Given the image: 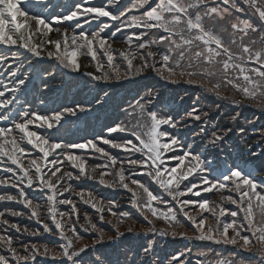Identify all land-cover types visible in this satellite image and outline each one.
Here are the masks:
<instances>
[{
    "label": "rangeland",
    "instance_id": "1",
    "mask_svg": "<svg viewBox=\"0 0 264 264\" xmlns=\"http://www.w3.org/2000/svg\"><path fill=\"white\" fill-rule=\"evenodd\" d=\"M15 1H17L18 6H16V12L14 9L12 11L18 17L23 18L22 26L24 30L17 35L18 30H16L15 26H10L6 29V34H9L11 38L9 41L12 42L13 40L12 43L23 41V45H25L27 49H30V51L35 53L36 56H39V61L44 60L48 63L58 61L62 64L73 67V69L77 71H81L83 75H87V72H89L88 70H92V67H95L94 63H98L99 67H101L103 71H106L107 75H109V71H111L112 74L115 75L116 80L128 78L135 73L137 75H145V73H148L147 70L149 68L143 67L144 63L146 65L149 64V66H153L154 63V73L156 74H165L168 77L174 76V78L183 82H186L190 77L195 76H201L209 80L212 77H217L219 74L232 73L236 76L235 80H241L246 83L248 88L244 89L241 82H234L227 94H222L215 85L211 87V92L209 93L211 94L210 100L215 98L218 103H223L226 107L230 108V113L232 115L238 116L234 125L237 123L239 125H246L252 121L251 125L255 124L254 122L256 120L254 121V117H252L251 114H248L247 116L245 114V116H243L241 108L244 103L248 105L253 104L255 108H259L260 106L256 101V96L258 94L257 90L264 88V82L261 79L264 75V71L256 72L253 70L257 68L264 70V68L259 67L261 64L259 66L255 65L253 69L244 70L238 61H235L237 58H240L239 60L241 62L244 61L243 54L236 49H232L231 46H228L225 39L223 41L216 36H212L216 38L214 42L211 39L202 42L199 49L202 51L204 48H208L205 52L207 54H210L212 50L215 49L218 53L228 57L232 66L231 70L227 72L221 70L220 57L206 60V57L196 58L195 56H191V50L195 47H190L191 42L189 43L186 35H181L179 39L182 38V41L178 44L176 43V45H172L171 43H169V45L167 44L171 39H167L169 35L166 33L165 28L173 32L176 30H179L180 32L182 31V29H173L169 22L176 24L178 23L177 20H183L184 17L179 13L180 9L186 12L190 7H196L201 4L202 1L157 0L161 2L159 4L155 3L151 5L145 11H140L143 8V4L132 2L131 5H128L123 10L125 14L121 15V17H124L122 20L114 13L109 14L107 10L110 9H105L103 7L102 10V6L92 3L97 0H78L74 4V11L67 17L68 20L77 21V24L74 27L79 30L81 26L84 25L81 31H75L74 28H69L64 25L50 26V28H46V25L42 26L33 16H37L34 13L35 8H32L36 7L34 3H30L28 7L27 5H22L20 3L23 0ZM107 1L110 2L111 7L116 6L120 2V0ZM249 1L252 2V0ZM240 2H243V0H240ZM253 2L257 7L262 5V2L264 5V0L262 2L260 0H253ZM147 4L148 3L146 2L144 6ZM1 8L4 13H7L5 7L2 6ZM215 12L216 10L208 12L207 15L209 17L207 18L209 21L205 24L206 21H202L205 14H200L199 11H196L195 14L199 15L190 23V26L195 29L197 28L195 23L199 22L200 24L205 25L208 30H212L213 27L217 25L218 20L213 19L210 21V19L215 16L220 20L218 22L226 25V28L228 25L227 20L237 22L232 17L231 10L223 9L217 13ZM27 13H32L33 15L26 16ZM260 16L262 17V21H264V12H261ZM5 18H7L8 22L10 21L9 23H11V25H14L12 20L8 18V15H6ZM111 19L116 21L112 22ZM237 25H240V21L237 22ZM22 26L20 27L22 28ZM161 26H164L165 28H161ZM242 26L252 30L247 26ZM248 37L250 36L246 35V37L243 38L245 44H247L246 40ZM164 39H166L165 42L162 41ZM172 41L176 42L174 35ZM241 43L242 41H240L239 44ZM215 44L219 47L215 46ZM153 50H158L160 56L157 58L154 57L155 54H153ZM231 53H235V59L231 58V55H233ZM152 54L153 56L150 57ZM194 57L199 61L196 60L197 65L192 62V58ZM185 59H188V63L184 64L183 61ZM84 66H86L88 70H84ZM185 67H190L191 72H186L184 75L179 74V72ZM91 70V74L89 73L88 75L97 77L93 72L94 69ZM84 71L87 72L84 73ZM127 82L130 81L128 80ZM156 84L158 85L157 88L153 87V83L147 84L146 87L150 88L148 93L146 95L139 93L138 97L132 101L131 105H126L128 110L122 113V124L117 126L112 125L106 128V130L113 131H111V135L103 137L105 143H96L94 150L88 145H82L78 152L63 150L57 151V155L61 156L60 158H62L63 161H69L67 159H76L75 162H69L75 164H89V171H93V166L96 169L99 165L103 166L105 170L113 174L116 168V171L119 173L120 183L122 185L126 183L127 186L125 188L127 191L132 192L131 194L133 195L140 196L143 210L151 212L153 215H156L153 207V197L155 195L151 192L152 190L150 188L153 187L150 180L152 181V178L154 177H157L159 181L156 183V186H167L174 191L175 194L177 190H186V197H183L182 200L185 199L183 201H176V203H178L181 208H191L196 204L198 209H193V212L197 215L203 211V208L210 206V204L206 203V195H211V197L216 196L221 199L220 204L222 205L224 203H229L230 205L233 204L237 206L240 205V201H246V198L249 196L250 192H252V189L255 188L264 191V188L255 183L249 182L244 174L237 171L233 172L231 176L223 178V180L227 179L228 181L223 183L222 181L216 182V180L208 178V174H206L204 170H199L197 165H200L201 167H203V165L201 162H198L199 159L197 155L192 154L193 160L187 156L189 152L186 153L183 151L185 154L177 152V149L182 150L180 142L186 132H181L183 131V127L186 129L188 127L193 128L195 126L193 119L198 120L199 118H203L204 115L202 111L193 112L192 114V111L190 110L181 112L178 118L174 120L176 126L170 122L169 127L167 128L165 126V119L172 115L169 111L170 104H165L166 100L169 99V95L166 93L168 90L162 91L158 81H156ZM219 86L226 88V86L222 84ZM160 96H164V99L162 103H156L155 106L158 107L156 109L154 107V101ZM223 96L225 97L224 99L222 98ZM159 109H162L163 111H159ZM186 113L190 115V117H187V121L185 119V122L181 123L182 125L177 123L182 120L184 115H187ZM59 117L61 118V120L59 119L60 121H55L53 119L52 127L59 125L60 122H62L63 116L60 115ZM254 126V131H258V127L256 125ZM34 130L39 132V128H34ZM188 135L192 137L191 134ZM211 135L212 133L209 134V136ZM51 148L53 149L56 147ZM50 153L51 151H49V156H52ZM41 157L42 158L36 162L39 167H34V170L37 169L36 171L39 173L31 174L34 176L32 182L37 184L34 185V187L49 189L47 182L50 181V176H56L58 172H61L60 175L63 176L71 174L68 167L63 166L60 161H57L54 164L53 161H51L54 157H50V159L43 164V156ZM37 159H39V156H37ZM92 160L95 161L93 162ZM164 161H167L168 163H163ZM209 161L212 160L209 159ZM151 162L157 166L158 170H155V167L152 166ZM45 174L46 176L44 178ZM176 176H178V178H176ZM78 177V174H75V179L73 180H79ZM192 178L195 179V183H192ZM43 180H45L44 187L38 186ZM64 185V189H66L67 186H72L77 192L83 191L82 189H78L79 186L76 183H67ZM54 186L53 181L52 187ZM216 186H219V188ZM118 187V182L111 185L112 189H117ZM73 189H71L70 192H72ZM62 193L65 194L66 192L62 191ZM178 195L181 197L183 196V193H179ZM257 201L264 204V199L257 198ZM261 203L259 205H261ZM37 204L38 202H31L29 208L33 212H38ZM41 205L45 208L43 203H41ZM170 208L171 207H163V217H158V219H162L164 222L173 223L172 221L176 220L177 211L175 209L171 210ZM56 209L57 211H60V209ZM255 209L260 210L258 207ZM100 210L102 212L104 211L102 208H100ZM45 211L46 210H44V212ZM221 216L222 214L213 213L209 219L210 223H213L216 227L219 226L221 233L226 235L230 234L231 237H239L235 229H223L221 225ZM31 218L36 220L34 217ZM76 220H80L78 216L76 217ZM245 221L247 227L253 229L254 226L248 216L245 217ZM157 222L158 225L163 226V222L159 223V220H157ZM193 223L195 225L194 221ZM16 224L19 227L18 230H14V233L19 231L20 233H17V235H19L20 238H17L14 235L11 228L3 227L0 228V243H8L10 250H13L12 246H14L19 250V253L15 254H18V256L23 259L30 260L36 254H42V261L50 259L53 252L50 244L38 240L36 244H31L34 246L29 247V244L26 243L29 240H24L27 236L38 234L37 230L31 227L22 229L26 224L18 222ZM130 224H134L133 226L139 225V227L142 224L147 225L145 221H135L133 223L128 219V225ZM83 226L85 228L88 227L84 221ZM71 230L74 232L73 229ZM169 231H172V229ZM107 232L108 230L105 233L104 230L98 228V233L102 236L106 235ZM78 233V228H76V234ZM36 237L37 236H34V238ZM44 237L47 241H52V243H57L58 241L57 238H53L50 235H45ZM208 238L209 237H204L203 240L212 244L218 242L219 244L226 245L225 242L218 241V239L210 240ZM41 244L46 245L47 252H41ZM208 257L209 256H207V258ZM0 258L5 260L2 251H0Z\"/></svg>",
    "mask_w": 264,
    "mask_h": 264
},
{
    "label": "trees",
    "instance_id": "2",
    "mask_svg": "<svg viewBox=\"0 0 264 264\" xmlns=\"http://www.w3.org/2000/svg\"><path fill=\"white\" fill-rule=\"evenodd\" d=\"M161 1L120 0L111 11L123 20L124 17H121V15L125 14L123 10L128 5H131L132 2L141 3L143 5L147 2L148 5H153L155 3L159 4ZM260 1L262 2L263 0ZM206 2H209L210 5L203 8L200 12V14H205L204 18H206V23L209 21L207 18L209 17L207 15L208 12L216 10L215 13H217L223 9L231 10L234 20L237 22L240 21V25H237V22L227 20V28L224 23H219L217 21V25L213 27L216 32H211L210 30L214 36L219 37V39L223 41L225 39L228 46H231L232 49H236L243 54L244 61L241 62L239 60L240 58H237L235 61H238L244 70L253 69L255 66L254 62L264 63V21H262V17L260 16V13L264 12L263 2L262 5L258 7L253 0L252 2L249 0H243V2H240V0H206ZM233 2L236 5H233ZM96 4L102 6L99 3ZM234 6H238L244 11H238ZM213 19L219 20L217 16L211 18L210 21ZM177 22L182 31L175 37L176 42L172 41V36H168L167 39H171L170 42L167 43L168 45L169 43L172 45L180 43L182 38L179 39V37L181 35H186L189 43L191 42L190 46L195 45V48L191 50V56H195L196 58L206 57V60L220 57L221 70L224 72L231 70L232 63L229 61L228 57L218 53L215 49H213L210 54L205 53L208 48H204L201 51L199 47L202 45V42H205L201 34L193 29L185 20L180 19L177 20ZM109 31L112 32L111 30ZM246 35L250 36L246 40L247 44H245L243 40ZM162 41L165 42L166 39ZM240 41H242L241 44H239ZM195 57L192 58V62L194 63H196V60L198 61ZM231 58L235 59L234 56H231ZM183 63H188V59H185ZM195 65H197V63ZM51 67H53L52 64L47 65L45 66V70L48 71ZM97 70L107 84L117 81L115 75H113L111 71H109V75H107L106 71H103L101 67L97 66ZM253 71L262 72L264 70L257 68ZM180 72L190 73L191 68L185 67ZM51 74L56 75V73ZM144 76L145 75H137L135 73L128 78L122 79L120 84H114L112 104L117 108L115 110V117L122 119L121 114L118 112L119 110L124 111L125 108L122 107V104L127 98H134L138 93L146 92L148 89L146 85L150 83L154 84V80H141ZM158 76L165 84L171 86L170 92H175L177 90L185 92L190 96V100L199 96L210 98L211 94L209 93L211 92V87L215 85L222 94H227L234 82H241L244 89L248 88L246 83L241 80H235L236 76L232 73L219 74L217 77H212L209 80L201 76H195L190 77L186 82L179 81L174 78V76L168 77L165 74H158ZM261 79L264 82V75ZM128 80L130 82H127ZM171 83L179 85L175 89ZM220 84L225 85L226 88L220 87ZM257 93L256 101L260 105V111L264 118V88L258 89ZM222 98L224 99L225 97L223 96ZM212 101L213 98L205 103L211 104ZM224 102L227 103L226 101ZM78 121L81 123V120ZM94 125L97 131H100L103 126L102 124L100 127H97L96 123ZM240 126L241 125L237 123L234 128H239ZM74 133H76V129H74ZM222 145L226 147V143ZM197 167H199L200 171L203 170V167L200 165H197ZM191 180L192 183H195L194 178ZM219 181L223 183L228 180L222 179L216 182ZM216 187L219 188V186ZM252 192H250L246 201H240V205L237 206L233 204L230 205L229 203L216 205L211 201V195H206V203L210 204V206L203 208V211L200 212L199 215L193 212V209H198L196 204L193 205L194 207L182 209L177 206L176 201L171 200L168 202V206L171 207L170 209L173 210L175 209L174 207H177L182 212L177 209L176 220L173 223L164 222L162 220L163 226H161V228L155 226L154 216L151 212L143 210L140 196H136V207L120 213L119 219L113 222V226H104L101 230H104L105 233L108 230V232L103 236L98 234L93 250H90L91 243L84 237V234H80V236L76 238L78 242V247L74 251L76 255H73L70 259H64L62 263L123 264L122 261H124L125 257L135 252V249H138L139 255L146 256L150 264H264V204L257 201V198L264 199V191L254 188ZM155 200V197H153L154 210L157 208ZM260 203L261 205H259ZM257 207L260 208V210H256L255 208ZM213 213L222 214L221 225L223 229L233 228L236 230L239 237H231L230 234L226 235L221 233L219 226L216 227L213 223H210L209 219ZM246 216L251 220L254 226L253 229L247 227L245 221ZM128 219L133 223L135 221H145L147 225L142 224L140 227L139 225L138 227L136 225L133 226L134 224L128 225ZM171 229L172 231H169ZM204 237H209L208 239L210 240L218 239V241L225 242L226 245L219 244L218 242L214 244L209 243L203 240ZM44 240L46 243L50 244L51 247L57 246V244L52 243V241ZM162 243L166 244V249L162 248ZM60 244H62V247L55 250L63 256L66 250L64 247L65 244ZM55 250H53V252H55ZM207 256L209 257L207 258ZM138 259L136 255L133 258V264H135ZM73 260L74 263H72Z\"/></svg>",
    "mask_w": 264,
    "mask_h": 264
},
{
    "label": "bare ground",
    "instance_id": "3",
    "mask_svg": "<svg viewBox=\"0 0 264 264\" xmlns=\"http://www.w3.org/2000/svg\"><path fill=\"white\" fill-rule=\"evenodd\" d=\"M55 37H56V35H55ZM83 69L86 70L87 69L86 66H84ZM248 178H249L248 179L249 181H252V179H253L255 181V183H257V184H260V185L264 184V172L254 175L253 178H250V177H248Z\"/></svg>",
    "mask_w": 264,
    "mask_h": 264
}]
</instances>
